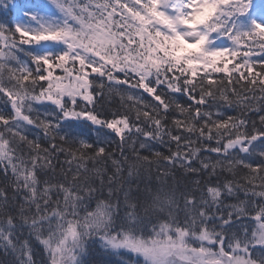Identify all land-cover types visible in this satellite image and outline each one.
<instances>
[{
    "label": "snow or ice",
    "instance_id": "obj_1",
    "mask_svg": "<svg viewBox=\"0 0 264 264\" xmlns=\"http://www.w3.org/2000/svg\"><path fill=\"white\" fill-rule=\"evenodd\" d=\"M0 264H264V0H0Z\"/></svg>",
    "mask_w": 264,
    "mask_h": 264
}]
</instances>
